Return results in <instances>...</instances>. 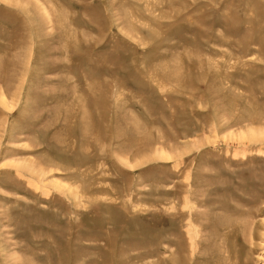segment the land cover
<instances>
[{
  "label": "rangeland",
  "instance_id": "1",
  "mask_svg": "<svg viewBox=\"0 0 264 264\" xmlns=\"http://www.w3.org/2000/svg\"><path fill=\"white\" fill-rule=\"evenodd\" d=\"M171 262L264 264V0H0V264Z\"/></svg>",
  "mask_w": 264,
  "mask_h": 264
},
{
  "label": "bare ground",
  "instance_id": "2",
  "mask_svg": "<svg viewBox=\"0 0 264 264\" xmlns=\"http://www.w3.org/2000/svg\"><path fill=\"white\" fill-rule=\"evenodd\" d=\"M172 257H173V256H172ZM172 259H173V258H172ZM171 261H172V260H171ZM173 261H174V260H173ZM173 261H172V262H173ZM172 262H171V263H172ZM172 264H173V263H172Z\"/></svg>",
  "mask_w": 264,
  "mask_h": 264
}]
</instances>
